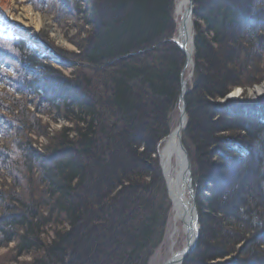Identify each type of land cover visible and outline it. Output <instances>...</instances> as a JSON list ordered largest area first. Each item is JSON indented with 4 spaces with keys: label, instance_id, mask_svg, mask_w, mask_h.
I'll use <instances>...</instances> for the list:
<instances>
[{
    "label": "trees",
    "instance_id": "1",
    "mask_svg": "<svg viewBox=\"0 0 264 264\" xmlns=\"http://www.w3.org/2000/svg\"><path fill=\"white\" fill-rule=\"evenodd\" d=\"M52 1L82 17L77 35L89 26L82 44L74 40L81 64L72 77L23 40L0 37V248L14 244L15 264H147L168 209L150 151L186 64L170 31L174 0H95L83 9L80 0ZM207 1L194 0L206 5L196 13L203 27H194L198 69L186 106L212 185L202 188L210 214L187 261L264 264V97L254 103L245 92L264 77V0ZM236 88L241 100L216 103ZM41 115L68 125L52 130ZM123 149L131 162L95 172ZM247 149L242 181L233 168ZM24 255L29 261L18 260Z\"/></svg>",
    "mask_w": 264,
    "mask_h": 264
},
{
    "label": "rangeland",
    "instance_id": "2",
    "mask_svg": "<svg viewBox=\"0 0 264 264\" xmlns=\"http://www.w3.org/2000/svg\"><path fill=\"white\" fill-rule=\"evenodd\" d=\"M10 2L11 5V12L14 16H18L20 13H25L28 12L29 10H32L34 13H38L39 15H42L45 19V27H42L41 30L37 33L38 37L40 38V41L42 42V44L40 46L37 45H30L28 46L27 44V39L24 40L23 42L25 43V45L28 48H34L38 51H40L41 54L45 55V56H49L50 58H52L53 61V65L56 68H60L61 71L63 72L64 75H66L67 77H72L74 70L76 69L75 67L77 65H75V63L77 62L78 64H81L80 58L78 57L80 54V49L79 47L74 43V40H76V42L78 44H82L83 40L85 39V31L87 29H89V26L87 25V29L84 32H80L79 35H77L78 31H80L81 26L84 25L83 23V19L82 17H77L76 15H71L70 13H68L65 8H62L63 6L59 7L56 3H54V1L52 0H48L47 3H49L48 5L45 6H40V5H35L32 3L31 0H8ZM82 3V9L83 8H87V6L91 3H94L95 0H80ZM176 1L174 0L173 5H172V11H171V20H172V25H171V29L170 31L173 32L172 37L174 38V36H176L178 29H177V24H176V19H175V5H176ZM209 3L210 6L212 7H216L219 3H222L224 5L226 4H234L233 0H208L207 1ZM206 4H196L194 3L192 8H193V14H192V19L194 21V27L196 28V25H199L201 27H203L202 25V20L201 18H199L196 13H201L203 11V8ZM255 5V3H254ZM3 9L0 6V15H3ZM244 25L243 23L241 25H238V29H237V33H240L243 29H244ZM227 35L230 34L229 30L226 33ZM195 37V35H194ZM172 38V39H173ZM6 40V39H5ZM20 40V39H19ZM17 40V41H19ZM195 42V41H194ZM195 48V47H194ZM66 53V54H64ZM63 56H61V55ZM64 54V55H63ZM196 55V54H195ZM261 56V63L260 66L264 67V53L260 54ZM246 62H248V60H246ZM76 63V64H77ZM247 65V63H246ZM243 68H246L245 65H243ZM198 66L197 63L195 62V67L193 68V71L189 70L188 68L185 69L184 72V80H187V94L191 91L192 86L194 85L195 82V78H196V72H197ZM191 71V73H190ZM244 71V70H243ZM248 71V69H247ZM264 84V77L262 78L261 82L251 86L250 88H248L245 92L247 93V97L248 99H250L251 102H260V100L263 99L264 97V91L263 94L260 96H257V93H254L253 90L262 87V85ZM181 81H180V91L178 96L181 94ZM239 90V96L232 98V92L234 90ZM234 90H232L230 92V94L224 98H219V100L216 103H220L221 105H225L227 103H229L230 101H236V100H241L242 97H244V91L242 88H236ZM255 91V90H254ZM186 94V95H187ZM182 104L180 102V96L179 99L177 101V103L175 104V106L171 107L170 110L168 111V113L166 114V119L165 121L162 123L163 126L160 127V129H164L165 133L164 135H162L161 139L165 138L168 134H170L171 132H173L174 130H176V126L179 124L180 122V117H181V112H182ZM185 106H186V99H185ZM186 111L188 113V107L186 106ZM42 119L44 122H48L49 124H51V128L52 130H59L62 127H67L68 123H66L64 120L62 119H58L56 122H53V120H51L47 115H41ZM198 116V115H197ZM189 122L187 124V130L183 135V141H184V145L186 146V149L189 151L190 153V158H191V172H192V183L194 185V192L196 194V198H195V204L197 205V209H198V215H199V226H201V230H200V235L199 237L202 238L203 232L205 231L206 228H208V226H206V215L210 214V207L209 204L206 201V198L210 197V193H208V191L206 190H202V188L204 186L207 187V189H211L212 185L210 182H205V178L204 176L208 173L206 171V167L203 164L204 158L200 157V149L198 150V146L195 143L196 140L194 139V137L191 136L192 133L189 132V125H190V120L191 117L189 116ZM199 120L201 119L203 122V125H206V118L202 115V116H198ZM237 120L240 119V117L236 118ZM42 141L40 140L37 144V146L41 147ZM159 144V143H158ZM156 142L153 144L151 151H150V155L152 157V160H154V164L153 165V169H157L158 172L160 173V167L159 164L157 163L156 160V147L158 145ZM210 146V145H209ZM213 146V145H212ZM255 146V145H254ZM210 148V147H209ZM257 150V147H255ZM127 150H129L127 148ZM126 149H123L122 152L118 153L117 156H114L112 158H110V160L108 161V163L106 164L107 167L104 168L102 167L101 169L97 166L94 167V170L96 172V168H98V170L101 172H105V173H109L110 171H114L116 170L117 166L120 163H123V161L125 162H131V158L129 157V152ZM142 151V150H141ZM217 151H215L214 156H217ZM253 154L252 151H250L249 149L244 150L242 152V155L240 157V161L242 162L241 165H235L233 168V173L236 172L237 176L234 177H238V179L242 180V181H247L248 180V176L244 173L243 174V166L245 164H247V161L250 160L251 155ZM230 155V154H228ZM101 158L103 159V155H101ZM214 164L218 165V164H222L223 161L217 157H215L214 159ZM263 164L261 165L260 169H262V172L264 173V160ZM113 162H115V164H113ZM93 164V163H91ZM90 165V164H89ZM114 165V168H113ZM111 169V170H110ZM109 171V172H108ZM162 176V173H160ZM163 179V176H162ZM235 179V178H234ZM233 179V180H234ZM147 180V179H146ZM148 181V180H147ZM164 179L162 180V184L164 183ZM155 185H157L155 183ZM166 187V184H163ZM162 185V186H163ZM220 189V188H219ZM120 189H117L114 191V193L112 194V197H114L115 194H117L119 192ZM200 191V192H199ZM167 193V191H166ZM201 194V198L198 202V197L199 194ZM160 202L165 203L167 209V212L165 214L166 217V221H165V226H164V232L162 235V240L160 242V244L158 245V247L156 249H154L153 253L151 254V256L148 259V263L147 264H165L167 262V260L170 258L172 250H170V243L167 242L166 239V235H167V230H168V224H169V214H170V200H169V195L168 198H162L161 194L158 193L157 194ZM202 205H204V207H202ZM200 238L198 240V244L200 241ZM184 244V240L182 241V243L180 242V244L176 247L177 250H181L182 246ZM198 244L196 246V249L198 247ZM244 246V243H240L238 245V248L241 249ZM14 244H10L9 247L7 248H0V264H15V254L13 252V248H14ZM199 248V247H198ZM200 249V248H199ZM193 255V254H192ZM192 255L187 256L185 258V261L183 262V264H189V262L187 261V259H189ZM30 256L24 255L22 257H20L18 260L19 261H29ZM233 257L232 256H226V258H221L218 260H215L214 262H212L211 264H230L233 261Z\"/></svg>",
    "mask_w": 264,
    "mask_h": 264
},
{
    "label": "bare ground",
    "instance_id": "3",
    "mask_svg": "<svg viewBox=\"0 0 264 264\" xmlns=\"http://www.w3.org/2000/svg\"><path fill=\"white\" fill-rule=\"evenodd\" d=\"M0 6L4 11L3 15H0V32H4L7 36L10 35L12 37H15L16 34H21L24 35L32 45L38 46L42 44L37 35L41 28L46 26L44 22L45 19L42 15L29 10L28 12L20 13L16 17L10 10L11 5L8 0H0ZM175 8V19L178 32L176 36H174L173 41L177 47L178 45L183 47L184 52H180L185 56V62L187 57V68L193 71L195 67V29L192 13H190L192 9L191 0H177ZM186 84L187 83H185V85ZM263 91L264 84L253 92L257 93V96H260L263 94ZM237 96H239V90L236 89L232 92L231 97L234 98ZM180 118L176 130L161 139L155 151L156 160L160 167V173H162L165 181L164 184H166V191L170 200V218L166 239L167 242L170 243V250H172V253L165 264H181L188 238L192 239L191 237L193 236H191L187 227V223L190 219L192 227H194L193 233L199 236L201 230L197 205L195 204V200L193 201L188 194V184L185 179L186 172H184L187 169H190L191 172L192 164L190 161V153L186 149L183 141V135L187 130V124L189 122L187 111L182 109ZM183 240L184 244L181 250H177L176 247L180 242L182 243Z\"/></svg>",
    "mask_w": 264,
    "mask_h": 264
},
{
    "label": "water",
    "instance_id": "4",
    "mask_svg": "<svg viewBox=\"0 0 264 264\" xmlns=\"http://www.w3.org/2000/svg\"><path fill=\"white\" fill-rule=\"evenodd\" d=\"M191 5L193 6V0H191ZM190 13H192L193 14V8L190 10ZM0 37L1 38H4V39H6V40H13V39H17V40H19V39H24V40H26L27 38L26 37H24V35H21V34H19V35H15V37H12V36H10V35H6L4 32H0ZM27 44H28V46H30L31 44H30V42L28 41V39H27ZM38 46H40V45H38ZM178 48H179V50L180 51H182V52H184V49H183V47L182 46H179L178 45ZM186 64H185V67H184V69L182 70V72H181V85H182V88H181V94L179 95L180 96V102H181V104H182V109L184 110V111H186V106H185V98H186V93H187V91H186V85H185V83H186V80H184V72H185V69L187 68V65H188V63H187V57H186V62H185ZM241 90V89H240ZM254 90H256V89H254ZM253 90V91H254ZM182 113V112H181ZM184 172H186V177H185V179H186V183L188 184V194H189V196H190V198H192L193 199V201L195 200V197H196V194H195V192H194V188H193V183H192V172H190V169H187L186 171H184ZM189 213V212H188ZM187 227H188V229H189V232H190V234H191V238L192 239H190V238H188V241H187V244H186V248H185V250H184V254H183V256H182V261H181V264H183V262H184V259L187 257V256H189V255H192L193 254V251L196 249V246H197V244H198V240H199V236H197V235H195L194 233H193V229H194V227H192V223H191V219L189 220V222L187 223Z\"/></svg>",
    "mask_w": 264,
    "mask_h": 264
}]
</instances>
